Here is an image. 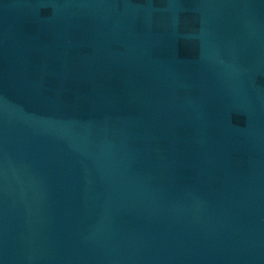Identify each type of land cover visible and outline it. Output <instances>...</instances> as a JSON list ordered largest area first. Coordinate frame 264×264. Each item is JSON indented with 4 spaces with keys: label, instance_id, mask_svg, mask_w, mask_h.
<instances>
[{
    "label": "water",
    "instance_id": "water-1",
    "mask_svg": "<svg viewBox=\"0 0 264 264\" xmlns=\"http://www.w3.org/2000/svg\"><path fill=\"white\" fill-rule=\"evenodd\" d=\"M0 264H264V0H0Z\"/></svg>",
    "mask_w": 264,
    "mask_h": 264
}]
</instances>
